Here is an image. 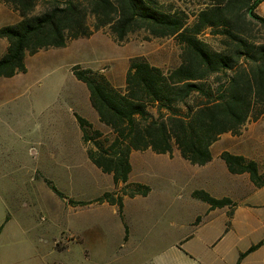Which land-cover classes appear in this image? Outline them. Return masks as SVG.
I'll return each mask as SVG.
<instances>
[{"label": "rangeland", "instance_id": "1", "mask_svg": "<svg viewBox=\"0 0 264 264\" xmlns=\"http://www.w3.org/2000/svg\"><path fill=\"white\" fill-rule=\"evenodd\" d=\"M160 1L181 7L192 22L196 11L208 0ZM42 2L39 0L35 12L40 11ZM256 12L264 17V0ZM19 19L11 5L0 1V27ZM259 30L258 35L264 37V28ZM200 38L214 47L217 45V38L208 29ZM6 46V40L0 38V56ZM180 52L173 36L152 37L139 30L117 42L105 27L89 37L68 41L64 47L27 54L26 71L0 77V150L10 148L15 161L23 158L30 162V226L38 228L40 234L42 229L46 231V258L54 264H235L237 252L264 238L262 206L237 209L238 217L246 214L249 220L245 223L241 219L234 230L225 232V213L220 209L199 225L210 208L191 194L199 189L211 195L219 194L234 184L241 187L231 189L235 195H243L246 180L228 172L220 153L228 150L246 155L264 169V113L256 121H248L240 134L221 135L212 145L214 160L207 166L193 165L180 157L169 160L164 154L144 152L137 176L150 187V192L146 197L125 198L122 214L128 226L126 231L116 206L93 201L103 192H113L116 188L111 176L102 173L87 158L81 140H72L74 135L79 138V128L70 109L73 105L66 99L80 84L71 72L72 66L79 64L98 70L122 88L132 57L143 56L168 71L179 64ZM59 111L62 134L74 154L63 158V166L54 171V167H43L46 159L42 154L50 143L55 121L58 124ZM172 156L171 153L169 157ZM137 163L136 159L134 164ZM48 182L63 197L54 194ZM248 196L250 201L264 202V190ZM69 199L90 202L84 206L71 204ZM234 203L227 206V215L237 206V201ZM51 213L60 215V223L53 220ZM92 214H108L111 218H88ZM48 240L54 245L52 252H48ZM23 256L18 264H27L28 258L23 260ZM241 264H264V246L247 254Z\"/></svg>", "mask_w": 264, "mask_h": 264}, {"label": "trees", "instance_id": "2", "mask_svg": "<svg viewBox=\"0 0 264 264\" xmlns=\"http://www.w3.org/2000/svg\"><path fill=\"white\" fill-rule=\"evenodd\" d=\"M0 1L20 16L0 27V38L7 42L0 56V77L26 71L27 54L64 47L105 27L117 42L143 30L152 37L173 36L180 45V62L168 71L143 56L132 57L122 88L98 70L79 64L71 68L75 79L87 87L99 121L109 129L103 132L74 113L87 158L111 175L116 188L93 201L117 206L122 219L125 196L150 192L147 184L129 181L133 150L171 155L176 148L184 160L202 166L212 160L211 145L223 133L240 134L248 121L264 113V37L258 35L264 17L256 12L263 0H208L192 22L184 9L160 0H43L38 12L39 0ZM207 29L217 38L216 47L200 38ZM220 158L229 173H246L256 187L264 186V169L256 160L228 150ZM191 194L210 209L235 205L230 198L203 189ZM229 225L227 221L226 229ZM263 242L264 238L240 252L235 264Z\"/></svg>", "mask_w": 264, "mask_h": 264}, {"label": "crops", "instance_id": "3", "mask_svg": "<svg viewBox=\"0 0 264 264\" xmlns=\"http://www.w3.org/2000/svg\"><path fill=\"white\" fill-rule=\"evenodd\" d=\"M81 83L82 82H80L79 86L78 84L76 85L77 90L72 91L68 95V98L66 99V100H69V102L73 105V107L70 108L72 113L73 114L76 113L86 118L93 125V127L101 131H104V132L109 131V129L103 123L99 121L96 111L92 108L89 102V92L87 90V87H83ZM62 110L63 109H61V111ZM61 119H62L61 112L59 111L58 120H57L58 124L56 125V121H55L54 128L52 127L51 134L48 139L50 143L45 145L44 148H47V150L42 154V158L46 159L43 161V164L47 165V166L44 165L43 167H54V171H56L55 169L56 167L63 166V162H62L63 158L74 154V153H71L70 146L67 145L68 140L67 138H65V134L64 135L62 134V120ZM75 121L78 125L77 120ZM78 128H79V125H78ZM81 135L82 133L79 128V138L78 136L76 137V135H74V139L72 140L74 142H77L80 139L81 142L83 143L81 139ZM212 145H211V151H212ZM146 151H151V150L150 149L143 150V151L133 150L131 152L130 154L131 171L129 173V181L134 180V181H138L142 183V179L139 178V176L137 175L139 174L138 169H139L140 159H142V154ZM136 152H139V153H136ZM14 154H15L14 151L10 148H5V149L2 148L0 150V227H1L0 229V264H18L22 260V255H24L23 260L25 258H28V261H26L27 264H54V262L46 258L47 249H46L45 240H44L46 231L42 229L43 234H40L38 228L37 229L35 227L31 228L30 226V223H31L30 213H29L30 205H31L30 162L28 159H23V158L22 159L17 158V160L15 161ZM164 155L169 160L173 158H179V157L182 158L178 150L177 152L176 151L172 152V155H173L172 157H169V154H164ZM136 159L138 161L137 165L134 164V161H136ZM180 160H184V159L182 158ZM212 160H214L213 153H212ZM212 160L208 162L207 164L212 163ZM207 164L205 165L207 166ZM48 172H53V170H50ZM107 175L111 176L110 174H107ZM235 175L240 176V178H242L244 181L246 180V185L243 186L244 187L243 195L241 196L235 195V193L233 192V190L235 189H233V187H237L238 189H240L241 187H239L240 185H234V184L231 185L229 189L226 191L222 190L219 194H213V196L218 197V198L228 197L233 202L237 201V206H235V208L232 210V216L230 218L228 217L227 206H224L221 208L210 209L205 214L204 218L199 222V225L208 221L210 219L209 216L218 209L224 211L225 223H227V221L230 222L229 228L226 229L225 232L234 230L237 222H239L241 219H243L245 223H247V221L249 220L248 215L246 214L243 217L237 216L236 213H237V209L239 208L244 207L248 209L251 207H261L262 206L263 207V217H264V202H257L258 200H255L254 202L252 200L250 201V198L248 196L249 193H256L261 190H264V186L260 188L256 187L249 180V177L246 173L235 174ZM111 180H112V177H111ZM48 183H51V182H48ZM48 187H49V184H48ZM146 196H135L133 198L146 197ZM125 198H127V196L124 197V200ZM78 201H88V199H80ZM102 205L105 206L104 202ZM110 206H115V205H110ZM51 215L55 222L60 223L61 217L58 213H51ZM92 217L101 218L105 220L111 218V216L108 214H98V215L92 214L91 216H88V218H92ZM123 224H124V228L126 227V230H127L128 226L124 220H123ZM47 244H48V252H52L51 249H53L54 247L53 243H51V241L48 240ZM263 246H264V242L260 247H258L256 250L252 251L251 253L257 252ZM240 252H243V251L237 252L238 256ZM25 255H27V257H25Z\"/></svg>", "mask_w": 264, "mask_h": 264}]
</instances>
